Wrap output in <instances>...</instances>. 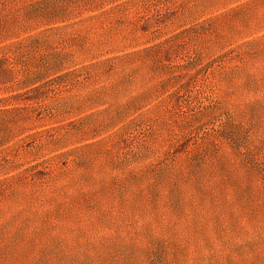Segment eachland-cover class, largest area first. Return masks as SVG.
Instances as JSON below:
<instances>
[{"label":"rangeland","instance_id":"1","mask_svg":"<svg viewBox=\"0 0 264 264\" xmlns=\"http://www.w3.org/2000/svg\"><path fill=\"white\" fill-rule=\"evenodd\" d=\"M0 264H264V0H0Z\"/></svg>","mask_w":264,"mask_h":264},{"label":"trees","instance_id":"2","mask_svg":"<svg viewBox=\"0 0 264 264\" xmlns=\"http://www.w3.org/2000/svg\"><path fill=\"white\" fill-rule=\"evenodd\" d=\"M38 89V88H37Z\"/></svg>","mask_w":264,"mask_h":264}]
</instances>
